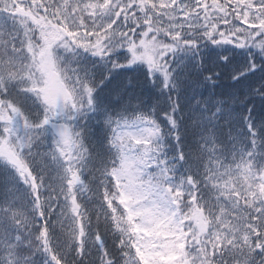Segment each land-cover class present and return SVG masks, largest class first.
Wrapping results in <instances>:
<instances>
[{"label": "snow or ice", "instance_id": "6c2138e0", "mask_svg": "<svg viewBox=\"0 0 264 264\" xmlns=\"http://www.w3.org/2000/svg\"><path fill=\"white\" fill-rule=\"evenodd\" d=\"M0 264H264V0H0Z\"/></svg>", "mask_w": 264, "mask_h": 264}, {"label": "trees", "instance_id": "16d2710c", "mask_svg": "<svg viewBox=\"0 0 264 264\" xmlns=\"http://www.w3.org/2000/svg\"><path fill=\"white\" fill-rule=\"evenodd\" d=\"M110 243V240L108 241V244Z\"/></svg>", "mask_w": 264, "mask_h": 264}]
</instances>
